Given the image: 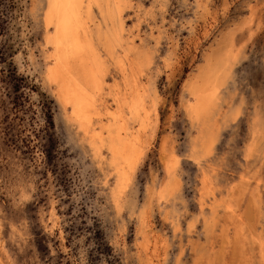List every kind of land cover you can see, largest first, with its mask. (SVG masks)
Here are the masks:
<instances>
[{
  "label": "rangeland",
  "instance_id": "374dc122",
  "mask_svg": "<svg viewBox=\"0 0 264 264\" xmlns=\"http://www.w3.org/2000/svg\"><path fill=\"white\" fill-rule=\"evenodd\" d=\"M13 1L0 264H264V0H84L107 108L87 131L48 78L50 0Z\"/></svg>",
  "mask_w": 264,
  "mask_h": 264
},
{
  "label": "bare ground",
  "instance_id": "6f19581e",
  "mask_svg": "<svg viewBox=\"0 0 264 264\" xmlns=\"http://www.w3.org/2000/svg\"><path fill=\"white\" fill-rule=\"evenodd\" d=\"M90 1H93V0H90ZM96 1L94 3H96ZM83 3H84V0H50L49 6L47 9V13L45 15L46 16L45 24H46L47 28L48 27L54 28V32H53V34H51V36L48 37V42H47L53 48V52H52L51 56L54 60V65L51 66L50 69L48 70V78H49L50 82L56 86L57 95H58L59 99L64 103L65 106H68L72 109V115H73L72 118L74 117L75 120L81 124V126L84 128V130L87 131V130L92 128V118L98 116L100 112L103 113V111H101V110L106 111L107 108L105 107V105L102 102L104 100L103 99V91H104V83H103L104 82V79H103L104 68H103V65L104 64L101 63L100 58L95 51V48H94V45L92 42L91 31L86 26V22L83 20V16H82ZM90 3L91 2H89L88 5H90ZM116 5H117V2L115 3V6ZM121 5L123 6V4H121ZM106 6H105V8H106ZM119 6H120V4L118 5V8L116 7L117 10L119 9ZM107 8H108V6H107ZM120 10L122 11V8ZM95 11H97V10H95ZM117 12H119V10ZM85 19H86V17H85ZM87 19H88V16H87ZM98 37L100 38L101 35L99 34ZM103 49H102V51H103ZM105 52H107V51H105ZM142 55H143V53H142ZM141 56H139V57H141ZM140 59H142V58H140ZM139 60H138V62H139ZM144 67H145V65L143 66V68ZM122 71L124 72L126 70L122 68ZM140 72H143V71H140ZM126 78H127V76H126ZM133 90H134V91H132L133 96L136 100L135 104H137V102H138V89L134 88ZM111 91H110V93H111ZM130 94H131V92H130ZM131 100H132V98H131ZM202 102L204 103V100H202ZM114 103H115V101H114ZM126 103H127V100H126ZM144 106H146V105L144 104ZM130 107H131V104H130ZM138 107H139L138 105L134 106V109L136 112H138ZM127 108H128V106H127ZM132 108H133V106H132ZM140 111L143 112V110H140ZM109 114H107V115L109 116ZM105 117H106V115H105ZM105 117H103V118H105ZM136 117H138V116H136ZM106 119H107V117H106ZM124 119H125V117H124ZM128 123H129V121H128ZM106 128H107V125H106ZM103 129H105V128H103ZM122 130H123L122 127H120V128L118 127L117 132H115V134L117 133L116 136L111 138V146L110 147H111L112 154H113L115 159H122L124 162H130V156H131L130 153H131V151L135 150V147L137 145L135 146V143L131 139L124 138L123 135L121 134ZM104 136L105 135H103V137ZM93 144H94V142H93ZM99 148H100V146H99ZM133 153L134 152H132V154ZM119 164H120V162H119ZM118 179H119V177H118Z\"/></svg>",
  "mask_w": 264,
  "mask_h": 264
},
{
  "label": "trees",
  "instance_id": "16d2710c",
  "mask_svg": "<svg viewBox=\"0 0 264 264\" xmlns=\"http://www.w3.org/2000/svg\"><path fill=\"white\" fill-rule=\"evenodd\" d=\"M16 12V13H15ZM20 13V8L17 6L13 0H0V65H12V60L16 55L17 50L15 45L12 44L11 31L14 30V21L17 20ZM5 70H1L0 73L5 75ZM10 78L9 76H6ZM27 83L24 78L20 79L17 84H15V89H26ZM52 121L51 118H49ZM49 121V124L52 123Z\"/></svg>",
  "mask_w": 264,
  "mask_h": 264
}]
</instances>
